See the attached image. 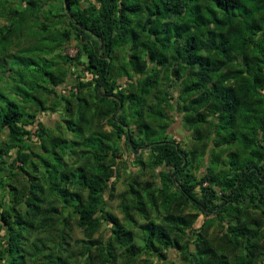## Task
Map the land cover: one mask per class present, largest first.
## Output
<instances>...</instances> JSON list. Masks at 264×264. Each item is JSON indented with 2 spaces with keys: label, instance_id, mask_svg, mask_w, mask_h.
Wrapping results in <instances>:
<instances>
[{
  "label": "trees",
  "instance_id": "16d2710c",
  "mask_svg": "<svg viewBox=\"0 0 264 264\" xmlns=\"http://www.w3.org/2000/svg\"><path fill=\"white\" fill-rule=\"evenodd\" d=\"M55 2L0 11L51 44V85L0 93V264H264V0Z\"/></svg>",
  "mask_w": 264,
  "mask_h": 264
},
{
  "label": "rangeland",
  "instance_id": "374dc122",
  "mask_svg": "<svg viewBox=\"0 0 264 264\" xmlns=\"http://www.w3.org/2000/svg\"><path fill=\"white\" fill-rule=\"evenodd\" d=\"M57 3H62V0H55ZM55 2V3H56ZM25 4H22V0H13L10 4L2 5L1 12H8L11 10L10 8H16V10L21 13ZM8 20L6 18L0 19V26H4ZM13 22V21H12ZM12 24V23H11ZM15 28L10 34V42H4L0 44V93L6 94L11 99L20 102L21 96L25 95L26 97L33 99L35 96H38L37 92L42 89V86L45 84H49V78L43 74H41V68L43 70H48L44 67L45 62H49V55L45 58L39 57V54L42 52H47V48L50 50L49 39L42 40L41 34L36 33L35 22L30 21L29 19L25 21H17L15 22ZM5 34V33H4ZM1 36V35H0ZM76 42H72L66 44L64 47V54L69 55L71 57L75 56L77 53ZM59 53V52H57ZM56 53V54H57ZM47 60V61H46ZM18 62H21L19 64ZM39 71V77L36 79L31 78V73H36ZM38 73V72H37ZM73 78H70L68 83L65 84V87H69ZM24 96V97H25ZM46 95L43 96L45 98ZM50 100V99H49ZM53 101V98L50 102ZM183 105H181L182 107ZM60 114V112H59ZM168 115L172 120H177L172 124L170 131L172 133L177 132L181 134L185 140H188L189 148H191L192 143L189 139V132L183 128L182 125V115L177 111V113L169 112ZM44 123L50 125L51 127H55L57 123H59L60 115L44 113L40 117ZM36 128L33 132H35ZM3 139V138H2ZM139 154L140 151H137ZM144 160H148V153L144 154ZM128 171L131 172L133 170L132 165H128ZM149 174V173H148ZM125 176L120 180L116 194L122 192L125 187L123 185V180ZM145 178H149L148 175ZM119 200L117 197H114L113 200L109 201L108 209L121 217L120 212L118 211ZM109 225L105 224L101 230V232L97 235L99 239L106 238L110 236ZM213 236L218 234L216 229L212 230ZM71 234L75 239H83V233L73 227ZM176 254L172 255L174 260V264H186L182 259Z\"/></svg>",
  "mask_w": 264,
  "mask_h": 264
},
{
  "label": "water",
  "instance_id": "95a60500",
  "mask_svg": "<svg viewBox=\"0 0 264 264\" xmlns=\"http://www.w3.org/2000/svg\"><path fill=\"white\" fill-rule=\"evenodd\" d=\"M66 1V0H65ZM66 10L69 12V14H70V16L72 17V14L70 13V11H69V9L68 8H66ZM101 48H103V43H102V45H101ZM122 108V104L120 103V109ZM128 133H129V130H128ZM129 135V134H128ZM136 153H138V152H136Z\"/></svg>",
  "mask_w": 264,
  "mask_h": 264
}]
</instances>
